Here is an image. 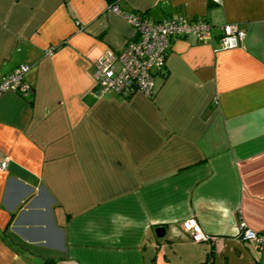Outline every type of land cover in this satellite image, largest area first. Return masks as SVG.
I'll return each instance as SVG.
<instances>
[{
	"label": "crops",
	"instance_id": "0c3cea01",
	"mask_svg": "<svg viewBox=\"0 0 264 264\" xmlns=\"http://www.w3.org/2000/svg\"><path fill=\"white\" fill-rule=\"evenodd\" d=\"M117 1L214 37L173 38L153 95L96 96L97 58L134 32L109 0H0V80L27 63L33 87L0 94V264H264L240 232L264 236V0Z\"/></svg>",
	"mask_w": 264,
	"mask_h": 264
},
{
	"label": "built area",
	"instance_id": "2783aa9c",
	"mask_svg": "<svg viewBox=\"0 0 264 264\" xmlns=\"http://www.w3.org/2000/svg\"><path fill=\"white\" fill-rule=\"evenodd\" d=\"M112 9L121 13L133 26V36L128 39L125 47L119 51L107 49L96 60L95 88L93 93L101 96L108 90H115L124 95H131L142 91L146 95H153L155 77L161 73L166 64V56L171 40L181 36L194 35L199 40H210L214 37V23L206 19H188L181 14L172 15L162 20H153L148 14L139 11L128 12L118 3L112 4ZM219 41L222 47L232 48L243 42L245 29L235 22L223 23ZM53 47L49 48V52ZM30 65L19 64L14 70L0 80V94L12 89L23 94H31L33 87L24 79ZM8 161L0 163L5 168ZM195 241L207 240L213 237L205 232L196 217H190L182 222ZM244 239L255 238L264 241L256 231L240 226Z\"/></svg>",
	"mask_w": 264,
	"mask_h": 264
},
{
	"label": "water",
	"instance_id": "95a60500",
	"mask_svg": "<svg viewBox=\"0 0 264 264\" xmlns=\"http://www.w3.org/2000/svg\"><path fill=\"white\" fill-rule=\"evenodd\" d=\"M156 232L158 236H164L166 234V227L164 225H160L156 228Z\"/></svg>",
	"mask_w": 264,
	"mask_h": 264
},
{
	"label": "trees",
	"instance_id": "16d2710c",
	"mask_svg": "<svg viewBox=\"0 0 264 264\" xmlns=\"http://www.w3.org/2000/svg\"><path fill=\"white\" fill-rule=\"evenodd\" d=\"M109 2H110L111 4L118 3V1H117V0H109ZM182 15H183V16H186L185 14H182ZM186 17H188V16H186ZM188 19L195 20L194 18H191V17H188ZM202 19H206V18H202ZM206 20H208V19H206Z\"/></svg>",
	"mask_w": 264,
	"mask_h": 264
}]
</instances>
